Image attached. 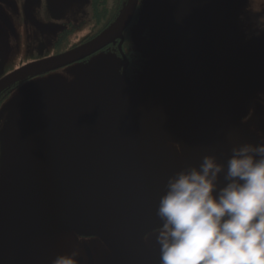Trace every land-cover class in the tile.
I'll return each instance as SVG.
<instances>
[{"label": "water", "instance_id": "water-1", "mask_svg": "<svg viewBox=\"0 0 264 264\" xmlns=\"http://www.w3.org/2000/svg\"><path fill=\"white\" fill-rule=\"evenodd\" d=\"M137 2L126 0L113 23L83 45L8 74L0 80V90L27 73L71 63L116 38L121 39ZM237 5L238 0H147L138 22L145 24L155 20L158 27L149 25L146 42L149 50L141 52L146 58L141 76L146 77L145 86L139 88V84L131 94L123 80L118 79L114 91L98 93L95 102L104 121L96 134L99 136L102 131L104 137L96 146L89 143L85 156L78 147L67 149L66 160H59L55 157L56 142L45 141L54 117L74 109L77 104L52 107L53 117L42 122L36 97L34 102H25L24 109H19L20 121H6L0 131V264L46 262L62 254L74 234L100 237L110 249L105 264H111L106 261L112 258L119 264H147L145 256L155 263L160 260L154 238L148 244L142 238L159 224L156 209L167 178L186 165H198L206 154H216L221 162L228 157L221 140L211 138L213 134H229L222 133L229 129L228 125L215 121L219 113L221 119H227V93L217 94V100H213V92L196 89L182 81H188L185 73L203 71L198 66L207 64L209 56L239 69L244 51L234 22ZM164 19L166 25L161 23ZM42 88L51 100L52 93ZM31 89L27 91L32 93ZM18 94L8 102L16 103L21 96ZM33 128L38 133L33 132ZM202 132L206 136L201 141ZM78 133L79 129L73 127L56 137L60 145L68 146V141ZM117 136L125 138H111ZM190 137L194 138L190 140ZM176 144L181 146V155ZM52 172L57 178L50 183L56 187L36 189L35 185L44 182V177ZM94 173L96 181L127 183L125 191L146 192L152 201L140 200L137 208L129 204L128 208L137 212L133 220H86L83 205L76 206L77 194L82 190L83 177ZM36 193L39 201L31 208ZM9 196L16 200V213H7ZM92 207L87 204L88 210ZM61 209L65 212L60 213ZM49 214H55V218L49 219ZM60 215L65 217L59 219ZM85 251L91 264V251L88 247Z\"/></svg>", "mask_w": 264, "mask_h": 264}, {"label": "flooded vegetation", "instance_id": "flooded-vegetation-1", "mask_svg": "<svg viewBox=\"0 0 264 264\" xmlns=\"http://www.w3.org/2000/svg\"><path fill=\"white\" fill-rule=\"evenodd\" d=\"M125 3L126 0H87V5L83 7V0H0V80L24 66L59 55L90 41L113 23ZM247 5L248 0H243L240 10L234 17L244 51L239 69L223 65L221 60L209 56L207 64L203 63L202 66H198L203 71L193 70L190 74L185 73L188 81H182L194 85L196 89L202 91L208 89L213 92V100H217V94L227 93L226 97L229 103L228 109L225 111L227 119L223 117L221 119L219 117L221 113H219L215 121L228 125L229 129L222 130V133L229 134L211 135L213 141L220 139L221 144L225 145L227 156L235 143L258 144L264 140V31L259 35L256 34L250 14L246 11ZM142 6L143 0H138L134 14L123 30L121 39L116 38L101 49L71 63L42 71H32L7 84L0 90V112L5 102H8L25 84L64 73L65 71H59L72 66H82L97 53L112 54L120 59L119 77L127 85V92L132 94L146 61V58L134 50L131 41L132 27L138 22ZM75 7H77L76 10ZM220 68L223 70H218ZM225 99L223 98V101ZM3 117L0 118V128L6 121ZM103 121L104 117L99 113L95 100L83 101V106H76L74 109L66 110L54 117L53 122L49 125L45 141L56 142L54 145L55 157L59 160L65 161L68 150L78 147L79 152L85 156L89 143H96V146L102 141L104 137L102 131L98 136L96 129L103 125ZM73 127L79 129L78 135L68 141V146L60 145V139L56 136ZM123 137L125 138V136L111 138L121 140ZM193 138L190 137V140ZM175 146L181 155V146L178 144ZM56 178L55 173H49L44 177V182L36 184L35 188H55L56 185L50 182ZM83 179L82 190L77 194L76 206L83 205V213L86 214L84 219L86 220H133L137 212L129 209L128 205L137 208L140 200H150L151 197L146 192L125 191L127 183L96 181L95 173L86 176V178L83 177ZM126 179L124 177V180ZM88 180L90 181L88 182ZM116 188L120 190L117 191ZM36 196L39 195L35 194L31 208L35 207L39 201ZM87 204H92L93 207L88 210ZM64 212L65 210L61 209L60 213ZM64 217V215H60L58 218L63 219ZM48 218L53 220L55 214H49ZM142 239L145 244H148L151 238L145 240L144 235ZM71 241L68 242L63 253L71 251L73 244L80 250V264H89L86 247L90 249L93 257L91 264H97L99 255H102L103 259L106 258L107 251L110 250L104 241L96 235L74 234ZM90 243L96 245L97 248H93ZM54 257L41 264H51ZM145 258L147 264H160V260L155 263L149 256H145ZM117 261L112 258V261L106 262L119 264Z\"/></svg>", "mask_w": 264, "mask_h": 264}, {"label": "clouds", "instance_id": "clouds-1", "mask_svg": "<svg viewBox=\"0 0 264 264\" xmlns=\"http://www.w3.org/2000/svg\"><path fill=\"white\" fill-rule=\"evenodd\" d=\"M246 11L259 35L264 0H248ZM156 216L145 240L154 237L160 264H264V140L235 143L223 162L206 154L170 175ZM80 255L74 247L51 264H80Z\"/></svg>", "mask_w": 264, "mask_h": 264}, {"label": "rangeland", "instance_id": "rangeland-1", "mask_svg": "<svg viewBox=\"0 0 264 264\" xmlns=\"http://www.w3.org/2000/svg\"><path fill=\"white\" fill-rule=\"evenodd\" d=\"M146 1L147 0H143V4ZM242 1L243 0H238V5L235 9L234 16H236L238 11L240 10ZM86 2L87 0H83V7L87 5ZM76 8L77 7H75V10ZM161 23L162 25H166V19H164ZM149 25L153 28L158 27V23L155 20H148L145 24L138 22L135 26L132 27L131 41L133 44V48L135 51L140 52V54H142L141 52H143L144 50H149L146 46V42L149 38ZM87 30H89V28H87ZM119 64L120 59L115 57L114 55L97 53L87 62L83 63L82 66H72L70 67L72 69L66 68V70L64 69L62 71H59H65L64 73H58L36 80L33 83L30 82L28 84H25L18 91V95L21 94V96L17 98L16 103H13V100L10 102H5L3 109L0 112V118L4 115L3 119L6 121H11L14 119L20 121L22 119V116L21 113H18L19 109H24L26 105L25 102L29 103L30 100L34 102V98L36 97L39 98L40 120L42 122L47 121V119H51L53 117V114H50V110L53 109L52 107L65 108L69 107L70 104H77L76 106L79 107L83 106V101L97 100L98 93L102 92L103 90H110V92H112L114 91L115 87L118 86V79H121L118 74ZM142 73L141 75H139V81L136 84V88L139 84V88L145 86L144 79H146V77L144 78L143 76L141 78ZM69 77L71 79H69ZM41 82H43V85L40 84ZM41 86L44 88L46 87L49 92L52 93L51 100L47 98V96H45L43 88ZM29 87H32V93L27 91ZM42 122L41 124H46ZM5 123L1 126L0 131ZM32 131L38 133V130L35 128H33ZM41 131L42 133L44 131L42 127ZM205 136L206 135L203 132L199 135L201 141ZM0 175H2V170H0ZM12 198L13 197L9 196L8 202L6 203L7 205H10V207L7 208L8 214L16 213V211L18 210L16 200H13ZM90 245L93 246V248H97V246L93 245V243H90ZM104 260L105 258L103 259V256L99 255L97 264H104Z\"/></svg>", "mask_w": 264, "mask_h": 264}]
</instances>
